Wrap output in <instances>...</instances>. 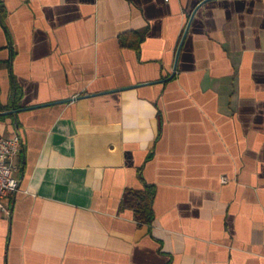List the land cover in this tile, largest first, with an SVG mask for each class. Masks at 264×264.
Wrapping results in <instances>:
<instances>
[{
    "label": "crops",
    "instance_id": "1",
    "mask_svg": "<svg viewBox=\"0 0 264 264\" xmlns=\"http://www.w3.org/2000/svg\"><path fill=\"white\" fill-rule=\"evenodd\" d=\"M0 5V264H264V0Z\"/></svg>",
    "mask_w": 264,
    "mask_h": 264
},
{
    "label": "built area",
    "instance_id": "2",
    "mask_svg": "<svg viewBox=\"0 0 264 264\" xmlns=\"http://www.w3.org/2000/svg\"><path fill=\"white\" fill-rule=\"evenodd\" d=\"M23 147L18 132L11 135H0V212L10 214L15 192L18 190L17 167L15 157Z\"/></svg>",
    "mask_w": 264,
    "mask_h": 264
},
{
    "label": "trees",
    "instance_id": "3",
    "mask_svg": "<svg viewBox=\"0 0 264 264\" xmlns=\"http://www.w3.org/2000/svg\"><path fill=\"white\" fill-rule=\"evenodd\" d=\"M4 14V10L0 5V15ZM142 39V33L133 31L120 37V44L122 46H129L137 48ZM21 92L19 89L15 90V103L20 97ZM4 110V107L0 106V111ZM154 188L152 185H145L142 189H126L120 207H129L134 211V217L137 221L142 223H149L153 218L152 210V197Z\"/></svg>",
    "mask_w": 264,
    "mask_h": 264
},
{
    "label": "water",
    "instance_id": "4",
    "mask_svg": "<svg viewBox=\"0 0 264 264\" xmlns=\"http://www.w3.org/2000/svg\"><path fill=\"white\" fill-rule=\"evenodd\" d=\"M179 48H180V46H179ZM36 106H40V105H36ZM28 108H31V107H22V108H16V109H12V110H8V111H1L0 112V115L1 114H6V113H14V112H18V111H21V110H24V109H28Z\"/></svg>",
    "mask_w": 264,
    "mask_h": 264
}]
</instances>
